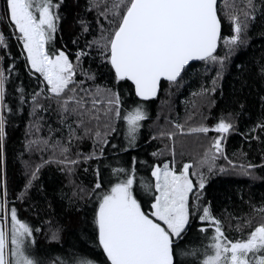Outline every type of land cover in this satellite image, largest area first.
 <instances>
[{
  "label": "snow or ice",
  "instance_id": "snow-or-ice-1",
  "mask_svg": "<svg viewBox=\"0 0 264 264\" xmlns=\"http://www.w3.org/2000/svg\"><path fill=\"white\" fill-rule=\"evenodd\" d=\"M254 27L264 40V0H0V264H264V202L224 218L214 203L218 176L264 180V55L243 60ZM229 66L237 84L225 97ZM196 79L192 114L166 117L146 141L171 144L152 163L125 160L148 103ZM218 89L227 102L214 114ZM193 134L202 151L185 160L181 144L178 161L177 139ZM68 224L95 255L69 243Z\"/></svg>",
  "mask_w": 264,
  "mask_h": 264
},
{
  "label": "trees",
  "instance_id": "trees-1",
  "mask_svg": "<svg viewBox=\"0 0 264 264\" xmlns=\"http://www.w3.org/2000/svg\"><path fill=\"white\" fill-rule=\"evenodd\" d=\"M220 3H224L225 0H219ZM261 29L259 27H254L250 32L252 36V40L246 49V54L243 55V60L249 63V67H253L256 61L259 60L261 55H264V40H262L258 33ZM15 51V49H14ZM245 50H242V52ZM239 55V54H238ZM235 59V58H234ZM239 62V61H237ZM237 76L238 70H233L231 66L226 70L224 74V79L221 82V88L223 89L224 96L227 97L233 91V86L237 84ZM201 81L196 79L190 83H186L183 87L179 89H173L171 94L166 90V88H162L158 94V98L153 99L148 103V110L151 116V119L145 124L142 129V138L140 140V148L136 151L129 152L127 155L121 154V156L130 162V159L133 155H137L139 153L138 159L147 160L149 163H152L153 160L149 153L156 150L157 148H164L165 145H170L171 142L157 138L150 142L147 141V137L150 135L152 131L166 130L169 127L168 121L165 119L174 120L179 118L181 121H186L187 116L192 114L193 111V101L196 99L195 97H191L189 95L190 92L198 90ZM217 107L213 108L214 114H219L220 110L225 106L226 100L220 96V91L218 89L217 92ZM254 99V97H253ZM258 111V109H257ZM157 117H159L157 119ZM199 120V110H197V114L194 117L192 123L194 124ZM23 127L21 126L18 130L12 133V141L15 142L13 144L14 147H19V140L22 138ZM206 141L203 136L198 135H185L183 137H179L176 141L177 144V160H180L179 152L181 150V144L183 145L184 151V159L189 160L195 158L198 153L202 151L201 145L205 144ZM239 146V138L230 137L226 142V149L228 154H231L236 151ZM91 148V144L89 141H85L81 145V149L83 151H89ZM9 163H8V171L9 175L12 178V188H15L18 184H22L23 176L21 174V168L19 161H13L11 152L9 153ZM218 164H224L225 161L219 160ZM48 174L49 169H44L41 180L48 182ZM142 175H146L141 170ZM258 175L264 176V173H257ZM57 177H59V173H56ZM78 179L87 182L88 177L83 173H78ZM238 178L235 176H218L216 178L217 183L214 185L218 199L214 201L217 205V213L222 216V218L226 217L227 214H232L235 216L243 217L245 215H252L251 205L252 204H260L264 202V180H248L247 182L236 184L230 183V181H234ZM60 181L65 186V191H67V181L63 180L60 177ZM59 187V185H57ZM243 189L244 201L240 200V189ZM231 199H228V197ZM57 211L60 210V204L57 203L54 205ZM63 219L67 223L69 217L67 215L63 216ZM228 221L225 219V226L227 228ZM68 235L66 239L69 243H76L78 247H80L83 251L89 252L90 254L95 255L97 253L96 249H93L86 243L84 240H77L76 237L79 235V228L75 224H68L66 229ZM237 234V233H233ZM42 237V234H41ZM40 245L44 250H51L52 248L59 250V245L50 246L45 240L42 238L39 241ZM65 248L68 247V244L64 245ZM55 254V252L53 253Z\"/></svg>",
  "mask_w": 264,
  "mask_h": 264
}]
</instances>
